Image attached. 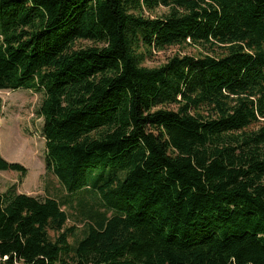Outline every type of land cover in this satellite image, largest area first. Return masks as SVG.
Wrapping results in <instances>:
<instances>
[{
    "label": "trees",
    "instance_id": "1",
    "mask_svg": "<svg viewBox=\"0 0 264 264\" xmlns=\"http://www.w3.org/2000/svg\"><path fill=\"white\" fill-rule=\"evenodd\" d=\"M19 89L66 193L0 194V264H264V0H0Z\"/></svg>",
    "mask_w": 264,
    "mask_h": 264
},
{
    "label": "rangeland",
    "instance_id": "2",
    "mask_svg": "<svg viewBox=\"0 0 264 264\" xmlns=\"http://www.w3.org/2000/svg\"><path fill=\"white\" fill-rule=\"evenodd\" d=\"M166 9H160L152 16H161ZM196 55L194 48L173 47L162 52H153L145 66L156 67L164 64L175 54ZM3 111L0 119V152L9 163L26 168V175L14 171L0 172V194L14 190L40 200L65 196V191L54 174L45 165L46 140L43 135L44 121L39 114L44 95L26 89L0 91ZM69 216L68 226L82 228L77 213L65 208Z\"/></svg>",
    "mask_w": 264,
    "mask_h": 264
}]
</instances>
